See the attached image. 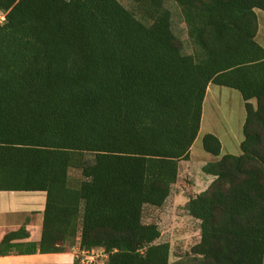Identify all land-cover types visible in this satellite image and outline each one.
<instances>
[{"label": "trees", "instance_id": "1", "mask_svg": "<svg viewBox=\"0 0 264 264\" xmlns=\"http://www.w3.org/2000/svg\"><path fill=\"white\" fill-rule=\"evenodd\" d=\"M0 0V190L43 191L38 243L0 241V256L101 249L104 264H170L168 242L142 221L161 207L190 159L209 84L237 90L240 153L215 159L184 205L199 221L198 264H264V0ZM88 155L91 158H87ZM71 169L80 172L68 183ZM24 235L27 236L26 233ZM73 264H78L77 260Z\"/></svg>", "mask_w": 264, "mask_h": 264}, {"label": "rangeland", "instance_id": "2", "mask_svg": "<svg viewBox=\"0 0 264 264\" xmlns=\"http://www.w3.org/2000/svg\"><path fill=\"white\" fill-rule=\"evenodd\" d=\"M118 1L125 8H131L129 0ZM164 5L170 12L171 27L180 41L182 51L190 53L191 43L179 7L173 0H164ZM263 16L259 11L261 26L264 25ZM214 88L217 94L213 93V103L204 107V118L205 115L210 114V125L222 143V152L237 155L240 153L239 143L243 137L242 126L245 120L243 100L237 90L220 86ZM201 138L202 135H199L193 144L192 158L181 163L178 179L172 185L164 204L161 207L150 205L143 207L142 221L155 224L160 231V238L157 242L169 243L170 264H198L190 251L200 239L199 221L188 214L184 205L190 197L203 191L210 183V178L202 172L201 168L203 163L212 160V156L203 151ZM87 158L91 156L88 155ZM80 179L78 170L69 171L68 183L70 185H77ZM69 252L73 256V263L77 260L78 264H104L106 260V255L101 249L94 250L92 255L82 253L76 243Z\"/></svg>", "mask_w": 264, "mask_h": 264}, {"label": "crops", "instance_id": "3", "mask_svg": "<svg viewBox=\"0 0 264 264\" xmlns=\"http://www.w3.org/2000/svg\"><path fill=\"white\" fill-rule=\"evenodd\" d=\"M259 11L264 15V11L262 10L255 11L258 19L256 40L264 48V25L261 26L259 21ZM214 87H217V85L209 84L206 89L202 104V117L198 136L210 133L217 137L210 125V114L205 115L204 118V107L208 104H212L214 101L213 93L217 94L216 88ZM192 147L193 145L189 151L190 158H192ZM222 149L223 146L221 147V154H226L222 152ZM211 159L214 160L215 158L212 157ZM44 204L45 192L43 191L0 190V241L5 234L9 232H18L17 239L12 242L23 244L27 242L38 243L41 237ZM24 233H26L27 236L24 235ZM73 248L74 245H64V251L58 253L36 252L33 254L3 255L0 256V264H73V256L69 252Z\"/></svg>", "mask_w": 264, "mask_h": 264}, {"label": "built area", "instance_id": "4", "mask_svg": "<svg viewBox=\"0 0 264 264\" xmlns=\"http://www.w3.org/2000/svg\"><path fill=\"white\" fill-rule=\"evenodd\" d=\"M4 21V12H2L0 10V24ZM85 251H82V253ZM85 253H90L91 255L94 253V250L90 251V252H85Z\"/></svg>", "mask_w": 264, "mask_h": 264}]
</instances>
